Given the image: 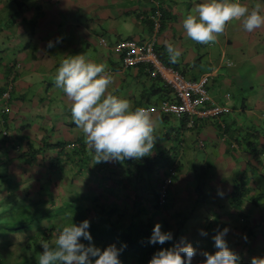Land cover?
<instances>
[{
	"label": "crops",
	"instance_id": "1",
	"mask_svg": "<svg viewBox=\"0 0 264 264\" xmlns=\"http://www.w3.org/2000/svg\"><path fill=\"white\" fill-rule=\"evenodd\" d=\"M6 1L0 0V6ZM9 1L14 4L12 0ZM19 1L21 5L17 9L9 10L10 18L0 19V94L8 89V96L5 99L0 98V127H5L9 131L8 135L11 133L15 136L14 140L10 137L7 143L0 138L1 160L10 161L11 164L21 163L24 168H29L35 173H37L36 168L48 166L46 174L51 188L66 189V180H69L74 189L86 192L87 199L95 195L97 190L95 183L99 187H104L107 200H113L117 190L123 188L129 197L128 199L123 198L121 208L125 205L135 208L144 205L151 210L153 204H156L154 202L157 193V188L154 189L152 185L159 180L162 174L155 168V165L163 168L169 164L166 163L169 159H164L162 156L164 153L165 158H168L169 154L174 151L173 144H175L178 147V153L186 150V154L182 156V162L187 165L186 167L184 164V167L188 168L189 172L184 175H190L191 178L199 170L207 177V186H212L210 191L214 192V195L210 193L209 197L202 196V214H205V217L213 216L214 213H210L211 208L216 210V214L222 207L227 210L232 209L228 204V194L235 177L241 172L245 175L249 187L251 186L249 195L258 193L261 182H264V97L256 91L234 104H229V99L235 92L228 89V86L246 89L253 85L252 80L263 82L261 85L264 84V68H262L264 62L261 61L264 59V26L248 33L243 30L241 23L236 21L235 26L229 25L225 32L218 35L214 43L204 45L186 36L181 18L176 12L177 8H182L181 5L195 8L190 0H121V5L114 4L119 0H103L95 5L97 0H86L85 2L79 0L82 6L86 5V2L90 4L91 1L95 6L94 9L85 6L79 9L80 4H77L74 9L70 6L65 8L61 3L63 0H52L54 3H50L49 0ZM197 1L198 4L202 3V0ZM256 1H261L260 5L264 7V0ZM236 2L250 8L254 7L252 0H236ZM130 9H135L137 12L130 14ZM77 10L80 11V15L77 14L79 13ZM97 10H99V16L94 19L92 16ZM60 11L65 12L64 15L67 16L63 24L59 16ZM156 12L159 14L161 12L165 17H162L158 29L155 31L152 28L151 31L150 23ZM14 13L15 16L12 17L11 14ZM261 14L264 15L263 10ZM124 19H130L131 23L121 22ZM80 20H84V25H81ZM119 23L122 25H118ZM71 26L75 27L74 33L69 34L72 37L68 39H76V42H71L73 46L63 41L69 36L66 31H69ZM99 35L107 40L109 46L124 38H132L138 43L152 42L155 50L160 53L161 59L177 68L185 78L197 79L206 74L208 82L209 77L221 76L222 81L219 83L227 85L226 88L220 93L218 90L209 89L208 94L215 103L226 105L229 111L214 117L182 116L177 118L171 114L154 110L151 114L157 122L155 132L157 141L150 156L139 160L129 159L122 163L113 161L94 164L86 149L82 131L69 128L62 133L58 130L68 126L66 120L71 116L67 97L58 89L57 105L52 107L53 103L49 99L45 101L44 95H48L57 88L51 82L54 80L56 69L67 53L83 54L92 62L105 64L113 78L109 91L120 98L129 100L134 108L156 106L159 100L170 97V93L160 81L147 75L144 65L123 67L118 54L110 49L107 48L100 53L93 40L94 36ZM238 40L240 42H237ZM49 42L53 43L51 52L44 51ZM168 43H172L180 51L176 63L169 61L166 48ZM250 47L251 55L246 51V48ZM223 62L226 68L218 74L216 67L221 66ZM253 71L256 75L251 78ZM34 82H36L35 89L31 90L30 86ZM225 93L229 94L228 98L224 97ZM35 99L36 104H34ZM188 120H192L191 125L188 124ZM48 131H52V140L48 139ZM185 140L191 141L194 145L184 148L182 144ZM14 141L16 149L13 150ZM64 142L65 144L76 143V146L74 145L72 150L60 148ZM205 143L209 146L207 149ZM207 153L214 157L215 165H213L212 172L209 171ZM39 154L42 161L37 158ZM204 156L206 157L204 161L200 160ZM21 157L25 158L28 163L24 164ZM59 157L62 158L61 161ZM146 161H151V164L155 163V165H147ZM174 164L175 160H173ZM146 165L151 169H145ZM94 166H99L103 170V182H101L100 174L95 171L92 172L95 173L94 181L90 180L89 175L85 178L88 172L82 176V168H87L90 172ZM50 167L56 170L62 169L64 174L59 171L55 173ZM11 168L15 166L12 165ZM72 169L75 171L72 172ZM128 169L131 170L130 174L126 173ZM218 170L221 176L223 175L224 181L216 183L213 187L212 178ZM35 173L30 175L34 176ZM23 177L24 175L21 178ZM37 178L36 176V180ZM88 178L89 181H87ZM183 180L185 184L179 183L180 181L177 183L184 186L191 183L186 180V177ZM79 185L85 188L80 189ZM176 191L173 188L171 192L176 193ZM35 193L32 196L41 198L39 195H34ZM189 193H193V189H190ZM25 196L30 195L25 193ZM3 198L6 204L12 205L14 198H11L7 191L0 192V199ZM166 203V205L163 203L164 205L160 206L155 214L156 217L164 215L170 220L172 214L168 210H171V199L168 198ZM261 203L264 206V199L260 201ZM260 204H253L248 199L243 202L246 207ZM120 211L124 210L116 213ZM216 214L213 219H216ZM179 222L176 221L178 224L176 226L180 225ZM163 224L166 226V220ZM167 230L172 232L170 229ZM249 230L254 234L247 232L248 229L241 231L238 228V232L246 234V239L248 235L249 241L257 240V231L252 227ZM235 236L236 234L232 238ZM245 237L243 236V239ZM176 238V243H178L181 238L178 235ZM239 239L242 238L237 240ZM245 242L247 243V240ZM253 254L255 253L250 256L255 257Z\"/></svg>",
	"mask_w": 264,
	"mask_h": 264
},
{
	"label": "clouds",
	"instance_id": "2",
	"mask_svg": "<svg viewBox=\"0 0 264 264\" xmlns=\"http://www.w3.org/2000/svg\"><path fill=\"white\" fill-rule=\"evenodd\" d=\"M239 21L244 31L251 33L264 26L261 5L254 7L236 0H205L182 19L186 36L199 44H210L225 31L230 21ZM59 42V40H57ZM47 47H53L49 42ZM170 63H176L180 51L172 44L166 45ZM113 78L103 63L88 60L85 55L65 56L54 76L55 87L67 97L74 125L84 136L86 149L94 164L101 162H124L139 160L152 154L157 141V122L151 111L144 107H133L127 99L109 91ZM90 221L78 225H61L54 240H42L37 264H120L119 256L126 245L115 244L101 249L92 243L88 231ZM229 229L216 230L212 237L214 253L201 252L200 264H240V257L227 245L225 237ZM201 236L207 233L200 231ZM246 239V237H245ZM88 241L87 245L81 241ZM173 240L171 232H162L155 224L149 244L164 245ZM196 249L184 238L169 248L155 252L148 264H192ZM250 264H264V257L255 256Z\"/></svg>",
	"mask_w": 264,
	"mask_h": 264
},
{
	"label": "rangeland",
	"instance_id": "3",
	"mask_svg": "<svg viewBox=\"0 0 264 264\" xmlns=\"http://www.w3.org/2000/svg\"><path fill=\"white\" fill-rule=\"evenodd\" d=\"M49 1H50V3L52 2V0H49ZM83 1L85 2L86 0H83ZM99 1L102 2L103 0L95 1L96 3H94V5L99 3ZM120 1L121 0L115 2L114 4L119 3L121 5L122 2H120ZM203 1L205 2V0H202V2ZM190 2H191V4L194 5V7L198 4L197 0H190ZM252 2H254V6L257 3H259V4L261 3V1L255 2V0H252ZM52 3H54V2H52ZM55 3H57V2H55ZM61 3H63L65 8L70 6V7H73V9L77 7V4H80L78 6L79 9H82L85 7H88V8L92 7L94 9V7H95L91 3V1H90V4H87V2H86L85 3L86 5H83L85 7L82 6V4H81V2H79V0H63ZM181 7L182 8H177L176 12L182 21L183 18H185L188 14L193 12L194 8L188 7V6H183V5H181ZM12 9H17L16 5H14L13 3H10L9 0H7L6 2H3V4L0 6V19L10 18V15L8 14V12H9V10H12ZM262 10L264 12L263 6H261V13H262ZM78 11L79 10H77V12ZM98 11L99 10H97L93 14L92 17H94V19L99 16ZM109 12H110V10H109ZM136 12H137V10H135V9H130V11H129L130 14H133ZM83 13H85V12H83ZM64 14H65V12H63V11H60V13H59V16L62 20L61 24H63L64 21L66 22L65 18H67V16H65ZM77 14L80 15L81 14L80 11ZM11 16L14 17L15 13L11 14ZM162 17H165V15H163ZM81 19H83V18H81ZM156 20H158V17H156ZM73 21H75V20H73ZM80 22H81V25H84V20H80ZM121 22H124L127 24V23H131V20L130 19H128V20L124 19ZM126 24H124V25H126ZM231 24H232V27H234L236 24V21L233 20V21L228 22L225 29ZM118 25H122V23H119ZM74 28H75L74 26H71L70 30L66 31L67 35L74 33V31H73ZM97 28L98 27H96V29ZM70 37H72V36L69 35L67 38L63 39V41H66L67 44H69L70 46H73L74 44H71V42L72 41L76 42V39H74V38L68 39ZM237 42H240V40H238ZM189 43H192V42L189 41ZM95 46H96V44H95ZM51 49H52V47L51 48L47 47L44 51L47 50L48 52H51ZM246 51L248 52L249 55H251V53H252L251 47L246 48ZM73 55H74V53H67L66 54V56H73ZM204 57H205V55H204ZM205 60H207V59H205ZM261 61L264 62V59H261ZM225 66L226 65H224V62H223L221 66L219 65V67L218 66L216 67L218 70V74H221L222 71H224V68H226ZM178 68H179V65H178ZM262 68H264V64H263ZM225 73H227V71H225ZM255 75H256L255 71H253V72H251L250 76L252 78ZM218 76L219 75H215L212 78L211 77L208 78V82L206 84V86L208 87L207 88L208 92H209V89H211L213 91L218 90V93H220V92H222V90H224V88H226L225 86H227V85H225L224 83H219L220 81H222V78H221V76L220 77H218ZM227 77L230 78V76H227ZM258 77H260V76H258ZM210 78H211V80H210ZM251 82L254 86L251 85V87H246V89H242L241 87H237V86H236V88H233L229 85L228 89H232L235 92L231 96V98L229 99V104H234V103L242 100V98H245L247 95L255 93L256 91H258V92H256L257 94H260L264 97V86H263L264 84L261 85V83H263V82H260L257 80H252ZM51 83H54V80ZM35 85H36V82H34L32 84V86H30V89L31 90L35 89ZM58 93H59L58 88L53 89L51 92L48 93V95H44L45 101L46 100L48 101V99H49L50 102L53 103L52 107L57 105L56 99H57ZM0 98L5 99V98H3V96H1V94H0ZM34 104H36V99L34 101ZM236 115H238V113H236ZM66 121H67L66 124L68 126L61 127L60 129H58L59 131H61L63 133L64 131L66 132V130L70 128V129H75V130H78L79 132H81V130L79 128H77L74 125V123L72 122L71 116L67 117ZM29 123L31 125L32 121ZM50 129H52V128H50ZM8 133H9V131H7V129L5 127H0V138L2 140L6 141L5 143H7L10 140V137H11V140H14V138H15L14 135H11V133H10V135H8ZM48 133H49L48 139L52 140V134H51L52 131H48ZM63 135L64 134H62V136ZM61 141H63V140H61ZM65 143L66 142H64L63 145L60 146V148L71 149L74 145L76 146V143H69V144H65ZM15 144H16V142L14 141L12 143V149L13 150L16 149ZM182 145L184 148L185 147L188 148L189 145L193 146L194 144L189 140H185ZM204 145H205L206 149L209 147L207 143H205ZM173 146L175 147V149L172 153L169 154L168 158H165L164 155H166V154L163 153L162 157L164 159H169L166 161V163H169L166 167L159 168L158 166L155 165V163L151 164L152 163L151 161H146L147 165H155V168L158 169L159 173L162 172L161 175L159 174L160 175L159 180L157 182H155V184L152 185V187L154 189L157 188L158 192H160V193H161V191H163L164 196H165V198H164V204L165 205L167 204L166 200L168 198L171 199V202H172L171 210H168L172 214L171 219L168 220L167 217H164V215L160 216V217L155 216L153 218V220L151 221L152 222L151 224L155 225V224L159 223L161 225V230L163 232H168L167 229H170L172 232H175L176 235H178V237L184 238L186 240V242L190 243L192 245V247L194 249H196V252H197L196 256L193 258V261L195 260L198 264H200V262L203 260V257L200 255L201 252L206 251L208 253H214L215 251H217V249L214 247V241H213L212 237L215 235L216 230H222L225 227H227L229 229V231L225 237V240L227 241V245H228V247L230 245H232L230 249L239 255L240 264H250V259L252 257H254L252 255L250 256V254H252V253H255V254H253L255 256L264 257V206L263 205H258V206L256 205V206L246 207L243 205L245 207V209L244 208H242V210H241V208L238 209L240 211V213H239V211H234V208H232V207H231L232 208L231 210H227L225 207L224 208L222 207L220 209V211L217 212V214H216V210L211 208L210 213H214V214H212L213 216L212 217L211 216L205 217V214H202V210H203V208H202L203 207L202 206V199H203L202 196L205 195L206 197H209L210 193H211V195L212 194L214 195V192L210 191L212 186H207V177L205 175H202L199 170H197L191 176V178H190V175H184L186 172H189L188 168L184 167L185 163L182 162V156H184L186 154V150L184 149L182 152L178 153L177 152L178 147L175 146V144H173ZM69 152H71V151H69ZM251 153L253 154L255 152H251ZM205 156L203 158H201L200 160H203L204 158H206ZM21 158H22L24 164L28 163L25 158H23V157H21ZM37 158L40 161H42V158H40V154H39V157H37ZM59 159H60V161L62 160L61 157H59ZM173 160H175V164H174L175 165V172L172 175H170L169 171L172 170ZM207 160H208V163L210 164L209 171L212 172L213 165H215L213 155L208 154ZM12 165H14L15 168H11ZM41 165H42V163H41ZM185 166L187 167L186 164H185ZM47 167L41 166V168H36L35 170L37 173H35V172H31L29 168H24V166H22L21 163L14 162L13 164H11L10 161L0 159V187H1L0 192L2 193V192L7 191V194L8 195L10 194L11 198L15 197V199H13V200H16L14 202V204H12L13 208H12V205H10L9 209H11V208L14 209V207H16V206H19V207L23 206V203L17 204V201H20V199L23 198V195H25L26 191H31V192L35 193V191L38 190L41 193L39 195L41 197V199L43 196V199L46 200V198H44L46 190L50 191V187H52V186H49L46 183H44V182L49 183V181L47 180L48 176L46 174V172L48 171ZM50 169H52V171H55V173L60 172V173L64 174V172H62L63 171L62 169L56 170L55 168H51V167H50ZM157 169H155V171H157ZM190 169L192 170V168H190ZM81 170H82V176L84 173L89 171L87 168H82ZM74 171L75 170L72 169V172H74ZM31 173H35V174H33L34 176H31L30 175ZM23 175H24V177L21 178ZM87 175H88V173L85 175V178ZM36 176L38 177L37 180H36ZM222 176H221V172H219V170H218V172H216V174L213 175V178H212V181H214L213 187L215 186L216 183L224 181ZM185 177H186V180H189V178H190L189 182H191V183H188L186 186L180 185L177 183V181H180L179 183L185 184V182L183 180V178H185ZM180 178H182V179H180ZM74 179L77 180V178H74ZM167 179H169L170 182L168 181L166 183ZM71 180H72V178H71ZM71 183L72 182H70L69 180H66L67 188L72 186ZM163 184H165V186H163ZM73 185H74V183H73ZM44 186H46V187L42 188ZM121 186L122 185H120V187ZM79 188L81 189V188H85V187L79 185ZM173 188L175 190H177L176 193L171 192ZM189 188L191 190L193 189V193H189L190 192ZM42 191H43V194H42ZM259 191L261 193L264 192V182H261V187H259ZM259 191H257V192H259ZM106 195H107V193L105 192V189L103 187V204H109V205L113 204L117 207V210L119 211V209H122L121 207L123 205V198H125V195H128V194L125 192V190L123 188H119L117 190L116 196L113 198V200H107L105 197ZM40 200L38 202L36 201L37 204H39V206H41ZM1 202H3V201H1ZM223 205H224V203H223ZM223 209L224 210L226 209V210L223 211ZM118 211H116V212H118ZM223 213L227 214V215L224 216ZM215 214H216V219H213ZM210 218H212V219H210ZM209 219H210V221H209ZM242 219H243V221H241ZM251 219L252 220L254 219V221H252ZM165 220H166V226L163 224V222ZM176 221H180L179 226H176V225H178V224H176ZM243 226L246 229H251V227L254 228V230L257 231V233H256V235H258L256 238L257 240L249 241L250 238L248 237V235H247V239H243V236L245 237L246 234L238 232V228L243 227ZM201 230L206 232L207 235L201 236L200 235ZM251 233L254 234L253 232H251ZM251 233H249V235H252ZM235 234H236V236L234 238H232L233 235H235ZM16 238L19 239V237H16ZM238 238H242V239L237 240ZM245 240H247V243L245 242ZM256 243L258 245H256ZM257 249H258V251H256Z\"/></svg>",
	"mask_w": 264,
	"mask_h": 264
},
{
	"label": "trees",
	"instance_id": "4",
	"mask_svg": "<svg viewBox=\"0 0 264 264\" xmlns=\"http://www.w3.org/2000/svg\"><path fill=\"white\" fill-rule=\"evenodd\" d=\"M12 1L16 8L21 5L19 0ZM158 21L160 26L162 21L161 12ZM150 26L152 31V21ZM153 49L161 59L160 53L155 50V47ZM162 61L168 64L164 60ZM153 79L160 81L158 78ZM160 82L162 83V81ZM162 85L169 92L163 83ZM146 167L145 169H151L147 165ZM172 170L175 172L174 165ZM94 171L100 174L102 177L101 182H103V170L99 166H94L90 169V172L88 171L90 180L94 181L95 173H92ZM130 172V169L126 171L128 174ZM87 181H89V178ZM95 186V189H97L94 190L95 195L91 198L88 197V199L85 197V191L74 189V186L66 189L50 187V191L46 190L45 193L44 198L46 200L39 197L38 199L32 196L33 193L26 191L25 193L30 196L23 195V198L17 201V204L23 203V206H16L14 209H12L13 205L9 209L10 205L6 204L4 198L0 199V264H37L38 253L42 251L40 248L42 240L51 242L61 225H67L71 222L78 225L84 220L90 221L88 231L92 237V243L96 247L103 249L108 245L115 244L117 248H120L121 245H126L119 256L120 264H148L155 252L161 248L172 247L176 243L177 235L175 232H171L173 240L164 245H152L148 242L154 227L151 221L156 216L155 211H159V207L164 205V193L160 197V192L157 190L154 202L156 204H153L151 210H148L144 205L137 208L125 205L122 209H119L124 211L117 214L115 205L103 204V188L99 187L97 183H95ZM249 192H251V186L249 187L245 175L241 172L235 177L232 189L228 194L230 207L234 208V211H239L240 208L242 210L245 199L253 204H260V201L264 199V192H258L251 196ZM40 194L37 190L34 195ZM128 195H125V199H128ZM13 198L15 199V197ZM39 200L41 206L37 204ZM15 201L13 200L12 204ZM145 214H147V218H145ZM245 229L244 226L240 227L241 231ZM249 231L251 232L248 229L247 232ZM16 237H19V239ZM81 242L86 245L88 243V241L83 240ZM192 264L198 263L192 260Z\"/></svg>",
	"mask_w": 264,
	"mask_h": 264
},
{
	"label": "built area",
	"instance_id": "5",
	"mask_svg": "<svg viewBox=\"0 0 264 264\" xmlns=\"http://www.w3.org/2000/svg\"><path fill=\"white\" fill-rule=\"evenodd\" d=\"M159 13L156 12L152 18L153 30L159 26ZM100 53L110 49L120 56L123 67H133L144 65L145 71L149 77L158 78L168 88L170 97L159 100L156 106L148 105L144 108L151 112L157 110L164 114H171L177 118L182 116H195L198 118L219 116L229 111L226 105L215 103L208 94L206 84L207 75L203 74L197 79L185 78L178 69L171 65L165 64L154 52L152 42H136L132 38L120 39L110 46L103 36H94ZM3 98L8 96V89L1 93ZM229 94L225 93L224 97L228 98ZM192 120H188L191 125ZM173 170L169 171L172 175ZM169 179L166 180V183ZM165 186V184H163ZM163 191L160 193L162 197Z\"/></svg>",
	"mask_w": 264,
	"mask_h": 264
}]
</instances>
